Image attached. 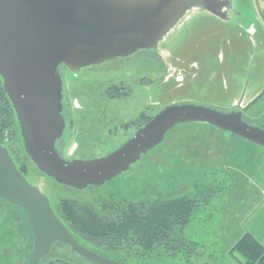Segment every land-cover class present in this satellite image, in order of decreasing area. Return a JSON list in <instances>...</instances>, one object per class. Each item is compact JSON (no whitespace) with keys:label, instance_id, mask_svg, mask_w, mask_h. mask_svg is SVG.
Listing matches in <instances>:
<instances>
[{"label":"rangeland","instance_id":"rangeland-1","mask_svg":"<svg viewBox=\"0 0 264 264\" xmlns=\"http://www.w3.org/2000/svg\"><path fill=\"white\" fill-rule=\"evenodd\" d=\"M257 2L233 0L228 19L198 9L187 13L178 23L184 25L161 42L170 49L174 67L183 70L180 82L175 74L169 83L164 82L159 69L143 67L135 60L140 76L155 80L150 86L129 83L127 96L109 92L105 113L117 126L102 143L104 153L100 154L106 155L123 143L144 115H153L173 103L222 109L240 98L244 87L247 103L258 96L264 90V25ZM107 66L98 72L106 79H117L120 69ZM98 81H94L93 90L99 92L106 85ZM89 111L91 117L100 113ZM243 117L264 129V95ZM4 124L3 139L8 140L19 165L34 184L46 182L43 190L61 212L70 208L83 227H121V237L114 238L107 249L112 255L130 264H237L235 257L241 256H231V252L250 224L257 221L263 201V147L207 123L179 124L128 171L100 187L77 191L46 175L40 180L42 173L25 153L17 119L12 117ZM85 144L84 150H93L92 141ZM80 156L89 159L96 153ZM183 198L198 200L200 205L188 224L174 228L172 243L146 248L140 245L138 229L125 230L127 223L133 228L156 203ZM30 234L25 212L0 197V263L31 264ZM180 237L200 244L191 257L172 255Z\"/></svg>","mask_w":264,"mask_h":264},{"label":"water","instance_id":"water-1","mask_svg":"<svg viewBox=\"0 0 264 264\" xmlns=\"http://www.w3.org/2000/svg\"><path fill=\"white\" fill-rule=\"evenodd\" d=\"M231 0H0V77L19 122L27 155L59 184L101 186L128 171L184 123H207L264 148V129L244 120L264 90L239 111L197 103H173L160 110L132 138L93 159L68 160L56 142L62 137L61 64L85 66L156 49L192 8L224 18ZM246 89V87H245ZM243 91L240 101L244 98ZM0 197L26 214L34 237L33 264L56 241L104 264H121L90 253L54 213L48 196L19 170L0 144Z\"/></svg>","mask_w":264,"mask_h":264},{"label":"flooded vegetation","instance_id":"flooded-vegetation-1","mask_svg":"<svg viewBox=\"0 0 264 264\" xmlns=\"http://www.w3.org/2000/svg\"><path fill=\"white\" fill-rule=\"evenodd\" d=\"M198 8H192L188 12L197 10ZM203 10L208 13H210L207 10L204 9H198ZM231 10L230 8L225 9L226 14H224V18L221 19H228L229 13ZM187 12V13H188ZM212 14V13H210ZM187 15V14H186ZM185 15V16H186ZM214 15V14H212ZM216 16V15H214ZM218 17V16H216ZM220 18V17H219ZM178 25V26H177ZM174 29L181 28L183 26V22L180 24H177ZM172 32V31H170ZM182 36V34H181ZM165 39V38H164ZM163 39V40H164ZM162 42V41H161ZM161 42L159 43L158 47L156 49L148 48V49H141L137 52L133 53L129 56H123V57H117L115 59L106 60L105 62L101 64H94L90 66H85L81 68L78 71L71 70L67 65L61 64L59 66V73L61 75L62 81H63V89H62V105L63 110L62 114L64 116L65 120V128L63 131V135L61 138H59L56 142V147L64 158L68 160L72 159H83L88 160L80 156V153H96V156L89 157V159L97 158L104 156L100 153H104L101 149L102 143L107 140V136L109 133H112L117 126V124L113 122H109L108 118L106 117L105 113V103H106V97L108 96L109 92L118 93V94H125L127 96V93L129 91V83L134 84H140L143 83L144 85L150 86L154 82V78H148L147 76H140V73L136 70V67L134 65L135 60L139 61L144 66H149L148 68H152V70L156 71L159 69L160 73L164 74L163 81L169 83L172 77L175 74V79L180 82L184 79V76L182 74L183 70L182 68H178L177 70L172 61V54L170 49H167L161 45ZM117 62V64L115 63ZM109 65V66H107ZM104 66L109 67V69L117 68L120 69V73L118 74V78H104V75H102L100 72H98L100 69ZM77 78V79H74ZM100 80L98 82H101L100 84H105V89H100L98 92L97 89L93 90L94 81ZM92 81V82H87ZM93 83V85L87 83ZM102 88V87H101ZM177 88H181L180 86H177ZM106 90V91H105ZM245 95L241 102L240 98L235 99L232 101L230 107L224 106L220 110L224 111H232L237 110L239 111L241 108L239 107V103H241V107L246 106L248 103L245 100L246 97V90L245 89ZM99 94L98 98H100V103H98V98L96 94ZM243 93V92H242ZM241 93V95H242ZM113 95V94H112ZM111 95V96H112ZM241 97V96H240ZM101 103L103 107L101 106ZM100 106H99V105ZM201 104V103H197ZM99 107V108H97ZM99 110L100 113L95 114V117H91L93 114L90 113L89 110ZM147 109H150V107H147ZM154 110V109H152ZM15 118L16 117V112ZM158 113V112H157ZM157 113H154L153 115H144L140 121H138L134 129L132 130V133L130 136L127 137L126 140H124L123 143H121L118 147L114 148L111 151H108L106 153H110L114 151L115 149L119 148L121 145H123L126 141H128L130 138L134 136V134L137 132L138 129L143 127L146 123H148ZM18 122V120H17ZM19 125V122H18ZM20 128V125H19ZM21 131V128H20ZM22 137V133H21ZM23 139V137H22ZM7 139H2L0 137V144L3 145L7 150L9 151L10 155L12 156L13 160L17 164L19 170L24 174V176L27 178V180L32 185H38L41 190H43L45 181H42L41 183L34 184L29 180L27 177L26 172L24 169L21 168L18 161L16 160L15 156L12 154L11 150L9 149V146L7 144ZM94 143V148L92 151L84 150V145H86V142ZM23 147L24 146V140H23ZM25 153L26 150H25ZM99 153V154H97ZM33 162V161H32ZM35 164V163H34ZM36 165V164H35ZM132 167V166H131ZM38 168V167H37ZM41 172V171H40ZM42 176L39 177L40 180L45 178V175L43 172ZM123 174V173H122ZM47 176V175H46ZM49 177V176H48ZM51 178V177H50ZM53 179V178H52ZM115 179V178H114ZM45 180V179H44ZM55 182L56 180L53 179ZM113 180V179H112ZM111 180V181H112ZM108 181V182H111ZM106 182V183H108ZM58 183V182H56ZM105 184V183H104ZM103 184V185H104ZM62 187L74 189L77 191L85 190L89 187H100V186H93L90 185L86 187L85 189H76L73 187H68L66 185L60 184ZM102 186V185H101ZM45 193V192H44ZM51 203V206L54 210V213L58 216V218L64 223V225L68 228L70 233L72 234L73 238L77 241L79 245H81L83 248L88 250L92 254H96L100 257H103L108 260H112L121 264H130L129 262L112 255L107 251L108 248H110V243L112 240L107 241L103 244H100L99 240H94L91 238H88L86 236V232L83 231L82 228H84L82 225H80L74 216L71 213L70 208H66L62 212L59 210L57 206L54 205L51 197L49 194L45 193ZM8 202V201H7ZM11 204V203H10ZM73 216V217H72ZM120 235V234H119ZM121 237V235H120ZM30 239L32 240V246H31V259L33 264V256H34V237L33 233L31 231ZM29 254V253H28ZM139 261V259H138ZM137 261V262H138ZM39 264H104L102 262H98L94 258H91L81 254L80 252L76 251L70 244L63 242V241H56L51 245V248L47 254H45L42 258L39 260Z\"/></svg>","mask_w":264,"mask_h":264},{"label":"trees","instance_id":"trees-1","mask_svg":"<svg viewBox=\"0 0 264 264\" xmlns=\"http://www.w3.org/2000/svg\"><path fill=\"white\" fill-rule=\"evenodd\" d=\"M12 117H15L14 108L4 91L3 79L0 77V122L2 124L0 137L2 139L4 130L7 128L4 123L11 120ZM199 205L198 200L186 198L156 203L147 210L138 222H135L133 228L127 223L125 230L138 229L141 232L140 245H145L146 248L154 249L157 245H168L174 241L172 237L174 228L188 224L193 212ZM82 229L88 238L99 240V243L103 244L119 236L121 227L116 225L106 228L85 226ZM178 240L177 247L172 253L175 257L177 255L191 257L192 253H196L200 247L198 242L187 241L183 237ZM234 253L241 256V264H264V247L259 239L250 233L241 236L231 252L232 256Z\"/></svg>","mask_w":264,"mask_h":264},{"label":"crops","instance_id":"crops-1","mask_svg":"<svg viewBox=\"0 0 264 264\" xmlns=\"http://www.w3.org/2000/svg\"><path fill=\"white\" fill-rule=\"evenodd\" d=\"M231 1H232V6H233V0H231ZM256 2H257V0H256ZM256 5H257V8L259 9L260 14H261V17H260L261 22L264 25V0H258ZM232 6H231V8H232ZM262 191H263V193H262L263 201L261 202L260 206L258 207V210H259V216L258 217L259 218L257 217V221H255V223L250 224V227L248 228V230L244 234H246V233L252 234L257 239H259V241L261 242V244L264 247V189ZM235 258H238L237 264H241L240 261H242V258L239 256H237ZM0 264H9V263L1 262Z\"/></svg>","mask_w":264,"mask_h":264},{"label":"bare ground","instance_id":"bare-ground-1","mask_svg":"<svg viewBox=\"0 0 264 264\" xmlns=\"http://www.w3.org/2000/svg\"><path fill=\"white\" fill-rule=\"evenodd\" d=\"M173 29H174V28H173ZM173 29H172V30H173ZM172 30H171V31H172Z\"/></svg>","mask_w":264,"mask_h":264}]
</instances>
